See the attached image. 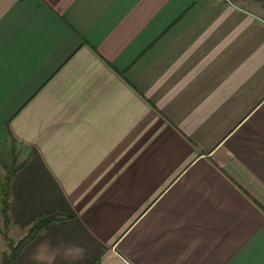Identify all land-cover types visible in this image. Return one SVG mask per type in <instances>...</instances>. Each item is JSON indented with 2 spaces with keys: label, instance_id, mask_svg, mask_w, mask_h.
Returning a JSON list of instances; mask_svg holds the SVG:
<instances>
[{
  "label": "crops",
  "instance_id": "crops-1",
  "mask_svg": "<svg viewBox=\"0 0 264 264\" xmlns=\"http://www.w3.org/2000/svg\"><path fill=\"white\" fill-rule=\"evenodd\" d=\"M11 140L16 264H264V15L0 0L3 220Z\"/></svg>",
  "mask_w": 264,
  "mask_h": 264
},
{
  "label": "trees",
  "instance_id": "trees-1",
  "mask_svg": "<svg viewBox=\"0 0 264 264\" xmlns=\"http://www.w3.org/2000/svg\"><path fill=\"white\" fill-rule=\"evenodd\" d=\"M10 152H11L10 164L5 162V166L7 168V175H6L4 182L1 185L2 202H3L2 213L4 217V227L1 230L4 232L3 233L4 238L8 240L9 248H10V252L4 255V263L5 264H16L17 257L22 247L24 246V244L33 236L36 230H38L41 226L47 224L48 222L54 220L56 218V215L48 214L40 218L39 220H37L35 225H33L31 229L29 230L28 235L25 238L17 242L8 235L7 231L9 229V223H10L9 210L12 204L11 181H12L13 176L17 172V170L25 164L24 162H18L17 151H15L14 147H11Z\"/></svg>",
  "mask_w": 264,
  "mask_h": 264
},
{
  "label": "rangeland",
  "instance_id": "rangeland-1",
  "mask_svg": "<svg viewBox=\"0 0 264 264\" xmlns=\"http://www.w3.org/2000/svg\"><path fill=\"white\" fill-rule=\"evenodd\" d=\"M235 1L236 2H240V3H244V4H248V5H252V6H254L256 8L257 11L263 13V15H264V0H235ZM11 147H14L15 151H18L17 145L15 143H13V141L11 140V142H10V148L7 151V159H6L9 162H10V157H11V152H10ZM0 226H1V228H3V226H4V220L2 218L0 219ZM0 232L2 234L4 233L1 229H0ZM7 233L16 242L19 241V240H17V238L19 237V233H18L17 230H12V232H8L7 231ZM4 240H5V245H6L5 246L6 248L4 247V249L5 250H8L9 242L6 239H4ZM8 252H10V248H9ZM0 264H2V260H1Z\"/></svg>",
  "mask_w": 264,
  "mask_h": 264
}]
</instances>
